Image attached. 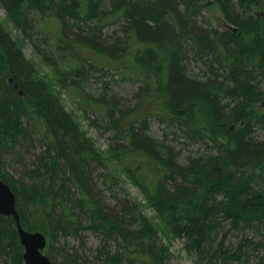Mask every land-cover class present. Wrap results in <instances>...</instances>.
Wrapping results in <instances>:
<instances>
[{
  "label": "trees",
  "instance_id": "1",
  "mask_svg": "<svg viewBox=\"0 0 264 264\" xmlns=\"http://www.w3.org/2000/svg\"><path fill=\"white\" fill-rule=\"evenodd\" d=\"M210 4L236 31L202 18ZM0 7L21 40L0 21V163L3 154L42 147L24 169L27 182L1 170L0 178L22 227L45 235L52 264V242L81 232L100 239L89 264H170L163 235L182 240L195 264H264V0H0ZM110 70L137 85L132 107L109 95L101 80ZM91 77L101 84L94 95L85 92ZM56 87L120 142L100 151ZM151 121L161 138L150 135ZM95 174L112 195L127 180L143 203L125 189L106 204ZM21 255L12 218L0 216V258L22 264Z\"/></svg>",
  "mask_w": 264,
  "mask_h": 264
},
{
  "label": "rangeland",
  "instance_id": "2",
  "mask_svg": "<svg viewBox=\"0 0 264 264\" xmlns=\"http://www.w3.org/2000/svg\"><path fill=\"white\" fill-rule=\"evenodd\" d=\"M209 2V1H208ZM262 17L263 21V32H264V13H259ZM202 18L208 20V22L219 28L223 29L226 23L223 21L218 8L214 4H210L203 12ZM0 21L4 22L5 28L10 32L12 36H14L18 41H21L19 38V33L12 28L11 24H9L5 20V14L2 8L0 7ZM48 27L52 30L57 29V25L54 20H49L47 22ZM23 52L29 60L35 63L36 67L41 70L39 66V59L34 54L30 45L22 42L21 43ZM43 71H45L43 69ZM42 73V72H41ZM103 84H105L109 89L110 93H115L116 98L120 100L122 105H125L126 108H130L134 105L133 100V90L137 86L130 81L124 80L120 75L114 74L112 70L105 72V76L101 80ZM11 82V79H10ZM17 88V86H16ZM59 91L60 97L64 102L65 109L69 111L80 125L81 129L86 133L87 137L91 139L93 144L100 151H107L110 145H114L119 143L118 134L110 130L106 127L98 125L97 114L91 113L90 111L84 112L82 106L78 105V100L72 101L71 98L66 97L64 90L62 91L60 88L56 87ZM101 89V84L99 83V79L97 80L95 77H91L88 87H85V92L89 95H94ZM22 90L18 89V92ZM106 92V91H105ZM20 96L22 95L19 94ZM23 96V95H22ZM109 97V96H108ZM150 127V135L155 138H161L162 131L161 126L155 122H149ZM36 138V136H35ZM178 148V147H177ZM18 150V149H17ZM42 147L35 142L32 149L29 148V152L20 153L21 157L18 156H6L2 155L0 170L5 171L8 175L13 176L15 179L22 180L24 169L32 168V162L35 160V156L41 153ZM101 172V171H100ZM96 175V181L100 193V198L106 202V204H110L111 206L118 203V200L123 199L124 196L121 190L127 189L129 193V197L136 199L138 202L143 203L142 195L139 193L138 189L130 184L127 180L124 183L118 185V189L114 193L111 194L110 191L106 190L104 186L100 183ZM26 182L27 180L23 178ZM118 199V200H117ZM148 217L151 219L154 218L153 212L149 209L145 210ZM165 241L169 244L170 250L173 253V258L170 261V264H195V259L193 256L188 255L183 248L182 240L173 239L167 235H163ZM164 241V242H165ZM100 245V239L97 235L92 234L90 232H81L74 237L70 235V233L66 236L59 235L51 245V253L53 255L54 264H67L68 258L67 255H78L80 259H86V263L89 264L91 261H96V252L97 248ZM46 248V247H45ZM44 253L47 255L46 250ZM48 256V255H47ZM49 257V256H48ZM10 261L5 258H0V264H10ZM85 262V261H84ZM23 264V263H22ZM250 264H253L252 262Z\"/></svg>",
  "mask_w": 264,
  "mask_h": 264
},
{
  "label": "water",
  "instance_id": "3",
  "mask_svg": "<svg viewBox=\"0 0 264 264\" xmlns=\"http://www.w3.org/2000/svg\"><path fill=\"white\" fill-rule=\"evenodd\" d=\"M226 28L236 31V28L225 25ZM16 86V85H15ZM19 94L22 92L19 91ZM0 216L11 217L19 244L22 247L23 264H52L49 257L44 253L46 237L39 231L29 232L25 230L19 219L16 209V198L11 188L0 178Z\"/></svg>",
  "mask_w": 264,
  "mask_h": 264
},
{
  "label": "bare ground",
  "instance_id": "4",
  "mask_svg": "<svg viewBox=\"0 0 264 264\" xmlns=\"http://www.w3.org/2000/svg\"><path fill=\"white\" fill-rule=\"evenodd\" d=\"M16 87V86H15ZM19 94V93H18ZM19 241V240H18ZM46 244H47V240H46ZM21 246V245H20ZM45 250V249H44ZM22 256V255H21ZM21 259H22V257H21ZM22 263H23V261H22Z\"/></svg>",
  "mask_w": 264,
  "mask_h": 264
}]
</instances>
